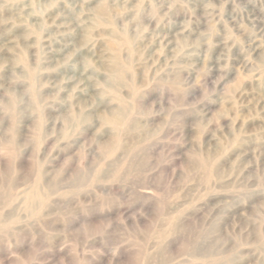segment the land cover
Returning <instances> with one entry per match:
<instances>
[{"label":"rangeland","instance_id":"1","mask_svg":"<svg viewBox=\"0 0 264 264\" xmlns=\"http://www.w3.org/2000/svg\"><path fill=\"white\" fill-rule=\"evenodd\" d=\"M0 264H264V0H0Z\"/></svg>","mask_w":264,"mask_h":264},{"label":"bare ground","instance_id":"2","mask_svg":"<svg viewBox=\"0 0 264 264\" xmlns=\"http://www.w3.org/2000/svg\"><path fill=\"white\" fill-rule=\"evenodd\" d=\"M120 115L118 114L117 118L119 117Z\"/></svg>","mask_w":264,"mask_h":264}]
</instances>
